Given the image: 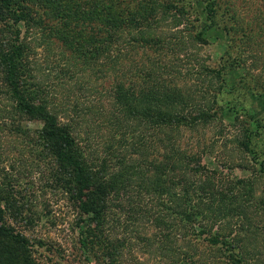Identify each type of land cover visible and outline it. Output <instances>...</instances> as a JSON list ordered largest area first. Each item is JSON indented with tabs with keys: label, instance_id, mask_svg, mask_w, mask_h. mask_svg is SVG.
<instances>
[{
	"label": "trees",
	"instance_id": "trees-1",
	"mask_svg": "<svg viewBox=\"0 0 264 264\" xmlns=\"http://www.w3.org/2000/svg\"><path fill=\"white\" fill-rule=\"evenodd\" d=\"M129 1L0 0V264H43L33 257L29 239L17 228L19 223L32 222L33 186L66 195L79 215V244L87 256L101 260L97 264H117L123 240L110 237L106 225L114 212L126 221L143 216L146 207L139 203L140 196L153 198L148 218L165 231L153 241L158 252L169 235L165 218L174 213L183 228L193 231L198 226L200 233H206L203 240L230 264L246 263L243 244L213 227L244 214L238 199L252 196L253 182L236 179L215 187L195 154L184 151L167 131L179 134L180 128L205 126L220 118L216 109H224L233 114V122H239L235 145L256 159L254 140L260 119L253 117L256 130H252L247 122L242 125L237 120L239 109L233 101L220 103L228 90L222 82L229 65L226 49L217 68L204 60L197 62L196 73L205 82L198 100L163 78L166 68H159L145 53L147 48L156 52L169 48L170 39L148 32L161 20H169L171 27H177L175 32L185 30L197 44L208 43L210 28L227 32L228 27L218 23L214 0L203 3L205 20L193 33L186 28L195 26L188 1L139 0L133 15L124 6ZM223 2V9L231 11L228 0ZM235 18L242 31L238 38L243 40V26ZM35 44L43 52L57 47L61 62L52 65L57 66L58 79L72 80L85 72H99L100 80L109 79V109L102 123L111 131L97 154L82 145L74 130L78 108L63 109L69 111L67 119L54 103L49 85L38 78L31 47ZM137 49L138 62L129 57ZM23 116L38 120L39 126L29 127ZM61 116L65 120L60 121ZM4 143L13 145L17 153L7 165ZM21 157L36 170V186L14 165ZM179 264H197V259L188 255Z\"/></svg>",
	"mask_w": 264,
	"mask_h": 264
},
{
	"label": "rangeland",
	"instance_id": "rangeland-1",
	"mask_svg": "<svg viewBox=\"0 0 264 264\" xmlns=\"http://www.w3.org/2000/svg\"><path fill=\"white\" fill-rule=\"evenodd\" d=\"M183 1L190 3L189 17L195 19V26L186 28L193 33L198 22L205 20L203 12L205 0ZM214 1L218 23H225L224 25L228 27L227 32L212 27L207 32L211 38L208 43L197 44L189 40L185 30L175 32L177 27H171L169 20H161L148 32L162 36L163 39H170L169 48L163 49V52L151 51L147 48L145 53L156 62L157 66L160 65L159 68L161 65L166 68L167 72L162 70L163 78L166 77L167 81L172 80L169 83L179 85L183 92L194 95L198 100L205 82L196 73L197 62L204 60L203 63L207 66L217 68L220 64V56L226 49L229 65L226 66L228 68L226 74L223 73L222 82L226 87L223 89L228 90L220 103L223 104L228 100L230 105L233 101L239 109L237 120L240 119L242 125L247 122L252 130H256L253 117L260 119V127L254 140L256 159L251 158V154L240 151L235 145L234 139L239 136V122H233V114L224 109H216L220 118L208 122L205 126L200 125L191 130L180 128L179 134L169 130L167 133L171 134L174 141L177 139V144L184 151L195 154L196 163L206 169L207 177L215 187L223 188L231 185L236 179L249 178L253 182L252 196L245 195L244 201L238 199L244 205V214L232 216L227 222L216 223L213 229L224 233L234 242L243 244V258L246 253L248 255L246 260H243L246 261L245 264H264V0H228L232 12L223 9L224 0ZM138 3L140 4L139 0H130L126 4L124 2V6L133 15L138 9L136 8ZM236 15L245 32L244 36H240L243 40L238 38L242 31L241 28L239 31V27L236 28ZM31 47L34 51L32 55L38 78L49 85V93L56 106L69 111L72 106L78 108L77 117H71L74 130L82 145L97 154L103 149L111 131L102 123L109 109L107 91L109 79L106 77L100 80L99 72L98 75H91L88 72L82 75L79 73L72 80L63 76L58 79L55 76L57 66L53 69L54 65H52H59L61 62L60 57L56 55L57 47L45 49V52L36 44ZM130 56L133 61L138 62L141 59V52L138 49L134 50L130 52ZM142 60H145L143 56ZM124 64L129 63L124 62ZM69 111L63 110L66 113L63 115L67 117ZM23 120L32 128L40 124L38 120L31 119V116H23ZM63 120L65 118L61 116L60 121ZM13 147L9 143L3 144V162L6 165L17 154ZM14 165L17 166L18 171L24 172V179H30L35 186L37 185L36 170H33L27 159L24 162L21 157L20 162L18 164L15 162ZM212 171L216 173L213 174ZM187 175L191 176L189 172ZM32 190L34 195L31 207L32 222L19 223L17 228L29 239L33 257L43 264L101 262L100 259L98 261L87 256L81 248L77 226L79 215L66 195L48 189L38 191L34 186ZM140 197L139 203L146 207L143 216L126 221L123 214L114 212L117 216L114 215L113 221L109 220L106 225L110 237L123 240V245L119 247L117 264H179L188 255L197 259V264H230L223 254L203 240L206 233H200L198 226H194L193 231L189 227L183 228L174 213L165 218L170 223L167 230L169 235L168 239H163L165 248L158 252L153 241L159 233L165 231L155 226L148 218V213L154 209L153 198ZM207 227H210L209 222H206Z\"/></svg>",
	"mask_w": 264,
	"mask_h": 264
}]
</instances>
